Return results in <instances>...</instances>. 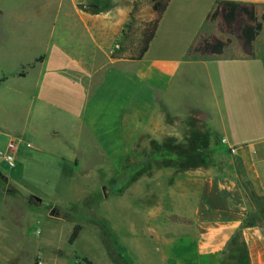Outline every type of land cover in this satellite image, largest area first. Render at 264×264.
<instances>
[{
    "label": "rangeland",
    "instance_id": "obj_1",
    "mask_svg": "<svg viewBox=\"0 0 264 264\" xmlns=\"http://www.w3.org/2000/svg\"><path fill=\"white\" fill-rule=\"evenodd\" d=\"M111 8L129 10L122 31L138 47L155 17L149 0H0V151L9 141L17 146L14 168L0 161V232L12 235L4 238L5 246L19 243L20 264H85L82 258L92 264H202L197 247L203 239L194 215L203 183L212 177L237 179L236 158L207 128L195 88L175 115H167L158 91L121 74L124 69L108 60L93 86L78 94L56 73L37 80L45 55L31 59L45 47L52 58L45 71L61 65L64 40L81 41L80 54L88 51L90 42L81 37L72 10ZM243 20L238 17L232 34L224 29L220 38L237 37ZM114 36L109 32L101 43L109 46ZM17 47L21 57L12 58ZM95 62L103 67L102 57ZM139 88L155 99L150 115L125 111L121 90ZM89 93L81 113V96ZM119 109L123 117L113 125ZM188 137L207 140L203 166L177 168L160 161L173 157L159 151L167 139L185 144ZM188 160L191 166V156ZM30 196L41 203L29 204ZM75 226L79 236L70 244ZM234 238L224 244L220 264H250L247 245L238 233Z\"/></svg>",
    "mask_w": 264,
    "mask_h": 264
},
{
    "label": "crops",
    "instance_id": "obj_2",
    "mask_svg": "<svg viewBox=\"0 0 264 264\" xmlns=\"http://www.w3.org/2000/svg\"><path fill=\"white\" fill-rule=\"evenodd\" d=\"M228 1L253 7L258 20L264 18V0ZM215 2L170 0L147 52L139 61L109 57V50L121 40L129 10L111 8L93 13L72 10V17H77L76 21L81 24V37L90 42L86 54H80L79 50L84 47L81 41L64 40L59 46L63 54L61 65L50 66L45 71L47 63H52L50 46L33 55L31 62L44 54L37 80L40 81L45 72L49 76L56 73L78 94L85 85L89 89L93 86L94 77L108 60L111 65L124 69L121 74H130L136 82L146 83L158 91L162 113L167 115H175L195 88L210 133L220 139L222 147L234 158L241 160L255 192L264 197V20L250 55L245 54L239 33L234 39L227 38L230 43L220 54L203 49L194 51L202 39L219 38L222 34L219 27L222 19L218 17L213 25L207 18ZM109 32L114 33V39L109 46H104L101 39ZM69 47H75L76 51ZM21 50L15 48L12 58H18ZM98 57H102L103 67L95 62ZM20 63L27 62L21 58ZM121 95L126 98L125 111L129 113L150 115L156 108L155 99L142 88L133 93L121 90ZM89 96L90 93L87 97L86 94L81 96L78 110L81 113L89 103ZM93 105L94 110L99 109L97 104ZM118 111L112 117L113 125L122 113ZM78 115L76 119L83 122ZM250 211L251 206L237 179L229 182L223 177H212L204 181L194 215L197 235L203 239L197 247V257L202 264H218L224 244L236 233H240L247 245L250 264H264V230L255 224L244 225ZM4 235L1 231L0 264H20L19 243L5 246L4 238L12 235Z\"/></svg>",
    "mask_w": 264,
    "mask_h": 264
},
{
    "label": "trees",
    "instance_id": "obj_3",
    "mask_svg": "<svg viewBox=\"0 0 264 264\" xmlns=\"http://www.w3.org/2000/svg\"><path fill=\"white\" fill-rule=\"evenodd\" d=\"M169 1L170 0H149L151 11L155 17L145 25L139 39L138 47H133L131 43L132 41L128 37L127 33L122 31L123 39L119 43L118 47L111 53L110 58L113 60L128 59L132 61H139L147 52L148 47L153 40L159 22L169 4ZM240 16H244L246 20H243L240 25L239 37L245 49V54L250 55L252 43L262 29V23L259 22L256 17L253 7H248L245 4L237 3L235 1L217 0L215 2L213 12L209 14L207 18L210 21H215L218 17H221V32L226 29L232 33L234 30L233 26L237 18ZM229 43L230 39L224 40L220 37H207L202 39L199 47L197 49L195 48L194 51L203 49L205 52L220 54L223 48ZM199 133L202 135L201 131ZM188 138L190 139L185 144L176 142L172 139H167V141L161 145L162 148L159 147V151H161V153H170L173 157L166 156L160 159V161L177 168H182L183 166L187 168H199L203 166L208 156L207 140L202 138V141L198 142L196 137ZM190 156L193 160L191 162V166H188V159ZM235 173L238 184L243 191L244 198L251 206V211L245 219L244 225L255 224L264 230V197L257 195L251 182L246 177L241 160L237 158L235 159ZM79 232L80 227L75 226L68 239L70 244L78 238ZM238 236H240V233H238ZM82 262L85 264H92L86 258H82ZM220 263L221 260L218 264ZM34 264H39L38 260H35Z\"/></svg>",
    "mask_w": 264,
    "mask_h": 264
},
{
    "label": "built area",
    "instance_id": "obj_4",
    "mask_svg": "<svg viewBox=\"0 0 264 264\" xmlns=\"http://www.w3.org/2000/svg\"><path fill=\"white\" fill-rule=\"evenodd\" d=\"M17 146L13 141H9L3 151H0V161L4 162L9 168L15 167V153Z\"/></svg>",
    "mask_w": 264,
    "mask_h": 264
},
{
    "label": "water",
    "instance_id": "obj_5",
    "mask_svg": "<svg viewBox=\"0 0 264 264\" xmlns=\"http://www.w3.org/2000/svg\"><path fill=\"white\" fill-rule=\"evenodd\" d=\"M2 179L5 181V178L2 177ZM28 203L32 205H37L41 203V199L35 196H30L28 199ZM55 214V209H52L49 213L50 216H53Z\"/></svg>",
    "mask_w": 264,
    "mask_h": 264
}]
</instances>
